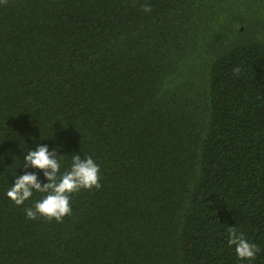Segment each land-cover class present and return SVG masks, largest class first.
<instances>
[{"label":"trees","instance_id":"obj_1","mask_svg":"<svg viewBox=\"0 0 264 264\" xmlns=\"http://www.w3.org/2000/svg\"><path fill=\"white\" fill-rule=\"evenodd\" d=\"M38 145L100 167L60 223L6 195ZM0 264H264V0L0 3Z\"/></svg>","mask_w":264,"mask_h":264},{"label":"clouds","instance_id":"obj_2","mask_svg":"<svg viewBox=\"0 0 264 264\" xmlns=\"http://www.w3.org/2000/svg\"><path fill=\"white\" fill-rule=\"evenodd\" d=\"M0 3H7V0H0ZM142 11L150 13L152 7L145 4ZM238 76L240 67L233 70ZM60 158L56 152H50L44 145H38L36 150L27 151L24 158V168H34L43 172L47 183L39 182L38 176L32 172H25L16 177L14 184L8 189L7 197L17 206H22L32 196L33 192L45 193L46 195L35 202L33 207L25 208L26 217L29 220L44 218L48 222L55 220L57 223L71 215V195L81 190L92 191L100 189V167L91 156L82 159L80 155L72 156V163L69 170L60 174ZM229 247H234L235 253L240 260L252 261L256 259L260 248L248 241L242 231L237 227H228Z\"/></svg>","mask_w":264,"mask_h":264}]
</instances>
